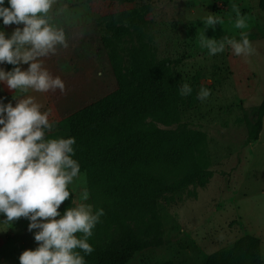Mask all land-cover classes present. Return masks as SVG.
Segmentation results:
<instances>
[{
	"label": "rangeland",
	"instance_id": "rangeland-1",
	"mask_svg": "<svg viewBox=\"0 0 264 264\" xmlns=\"http://www.w3.org/2000/svg\"><path fill=\"white\" fill-rule=\"evenodd\" d=\"M65 1L68 7L63 9ZM68 1L54 5L62 12L52 19L64 29L67 47L58 46L54 54L42 58L44 67L63 80L64 92L15 93L34 96L42 110L51 109V120L57 123L117 88L109 61L112 48L131 73L130 49L146 43L156 61L171 62L170 69L181 84L199 76L197 92L201 85L211 90L204 102L198 100L185 109L180 121L181 126L205 135L204 151L196 160L208 182L204 187L189 184L181 200L160 209V245L136 253L127 264H206L210 254L247 235L260 241L264 264V118L258 140L250 145L245 125L246 120L255 121L264 101V14L258 0ZM236 9L245 16L244 29L235 27ZM209 13L221 17L222 23L203 25L201 18ZM131 22L144 23L143 40ZM0 27L9 33L7 28L13 25ZM203 31L206 38L215 39H238L245 31L254 51L236 56L226 46L223 52L209 55L201 47ZM0 96L7 103L14 93H6L0 84ZM177 126L158 125L162 130ZM54 127L47 137H63ZM73 188L79 197L86 188L84 175L69 185L70 191ZM27 224L19 218L0 232L1 264H19V255L36 246Z\"/></svg>",
	"mask_w": 264,
	"mask_h": 264
},
{
	"label": "trees",
	"instance_id": "trees-1",
	"mask_svg": "<svg viewBox=\"0 0 264 264\" xmlns=\"http://www.w3.org/2000/svg\"><path fill=\"white\" fill-rule=\"evenodd\" d=\"M258 8L264 14V0H258ZM130 25L143 40L144 23ZM130 54L128 73L112 48L109 61L117 88L54 127L63 138L75 137L73 158L85 177L89 202L93 211L104 209L88 240L93 252L84 257L86 264H127L136 253L159 246L160 209L181 200L189 184L204 187L208 182L196 160L204 151L205 135L180 125L184 110L198 101L199 76L188 83L191 94L181 96L169 60L156 61L146 43L132 47ZM263 118L264 101L255 121L245 122L247 145L258 140ZM176 124L174 130L158 127ZM66 205L73 206L66 200L59 210ZM259 246L256 237L243 236L210 254L206 264H262Z\"/></svg>",
	"mask_w": 264,
	"mask_h": 264
},
{
	"label": "clouds",
	"instance_id": "clouds-1",
	"mask_svg": "<svg viewBox=\"0 0 264 264\" xmlns=\"http://www.w3.org/2000/svg\"><path fill=\"white\" fill-rule=\"evenodd\" d=\"M54 5L58 0H0V24L15 26L10 33L0 27V84L15 90L14 105L0 96V232L24 218L36 242L34 249L19 255V264H86L84 257L93 252L88 240L104 215L103 208L93 211L85 202L87 188L79 197L75 188L69 190L80 173L79 162L73 158L75 137L48 138L56 123L50 119L51 109L42 110L32 95H15L17 91L65 90L63 80L53 76L42 59L58 46L67 47L64 29L52 22L53 15L62 12ZM235 11V27L244 29L245 16ZM201 23L211 27L222 19L209 13ZM200 43L209 55L223 52L226 46L236 56L254 51L245 31H240L238 39L206 38L203 31ZM5 65L12 67L6 70ZM191 92L187 82L181 84V96ZM210 92L201 85L196 98L204 102ZM66 200L73 206L59 210Z\"/></svg>",
	"mask_w": 264,
	"mask_h": 264
},
{
	"label": "crops",
	"instance_id": "crops-1",
	"mask_svg": "<svg viewBox=\"0 0 264 264\" xmlns=\"http://www.w3.org/2000/svg\"><path fill=\"white\" fill-rule=\"evenodd\" d=\"M59 1V0H58ZM68 2H83V1H81V0H69ZM63 6V9H66L67 7H68V3H67V1H65V3L64 4H62L61 5V7ZM15 26H13V27H10V28H7V31L10 33L12 30H13V28H14ZM78 29V28H77ZM79 30V29H78ZM78 32H82V30H80V31H78ZM5 68H6V65L4 66ZM2 85V88H3V90L4 91H6V93H10V94H12V93H14V91L15 90H9V89H7V87L5 86V85H3V84H1ZM3 260V258H1V261Z\"/></svg>",
	"mask_w": 264,
	"mask_h": 264
}]
</instances>
